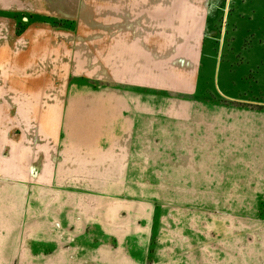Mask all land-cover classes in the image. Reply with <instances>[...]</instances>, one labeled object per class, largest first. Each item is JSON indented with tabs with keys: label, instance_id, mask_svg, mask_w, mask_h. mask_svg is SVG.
Returning <instances> with one entry per match:
<instances>
[{
	"label": "crops",
	"instance_id": "crops-1",
	"mask_svg": "<svg viewBox=\"0 0 264 264\" xmlns=\"http://www.w3.org/2000/svg\"><path fill=\"white\" fill-rule=\"evenodd\" d=\"M13 1L0 264H264V110L213 97V0Z\"/></svg>",
	"mask_w": 264,
	"mask_h": 264
},
{
	"label": "rangeland",
	"instance_id": "rangeland-1",
	"mask_svg": "<svg viewBox=\"0 0 264 264\" xmlns=\"http://www.w3.org/2000/svg\"><path fill=\"white\" fill-rule=\"evenodd\" d=\"M18 1L13 10L20 9ZM207 47L220 72L238 80L234 92L240 94L214 99L264 110V0H213Z\"/></svg>",
	"mask_w": 264,
	"mask_h": 264
}]
</instances>
